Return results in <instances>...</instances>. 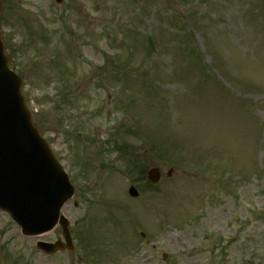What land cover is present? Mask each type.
<instances>
[{"label":"rangeland","instance_id":"rangeland-1","mask_svg":"<svg viewBox=\"0 0 264 264\" xmlns=\"http://www.w3.org/2000/svg\"><path fill=\"white\" fill-rule=\"evenodd\" d=\"M3 2L6 53L80 205L63 209L74 250L52 255L36 243L59 225L25 237L0 211V264H264V0Z\"/></svg>","mask_w":264,"mask_h":264},{"label":"water","instance_id":"water-1","mask_svg":"<svg viewBox=\"0 0 264 264\" xmlns=\"http://www.w3.org/2000/svg\"><path fill=\"white\" fill-rule=\"evenodd\" d=\"M20 89V79L8 68L0 34V208L26 235L48 232L60 223L66 242L38 243L45 253L72 249L68 221L60 210L73 195V187L33 126ZM149 178L157 183L159 170H150ZM131 194L138 193L131 189Z\"/></svg>","mask_w":264,"mask_h":264}]
</instances>
